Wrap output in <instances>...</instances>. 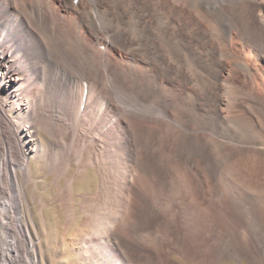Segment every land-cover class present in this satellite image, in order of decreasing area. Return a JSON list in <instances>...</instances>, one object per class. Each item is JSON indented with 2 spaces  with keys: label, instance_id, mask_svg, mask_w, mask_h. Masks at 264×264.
Returning a JSON list of instances; mask_svg holds the SVG:
<instances>
[{
  "label": "bare ground",
  "instance_id": "1",
  "mask_svg": "<svg viewBox=\"0 0 264 264\" xmlns=\"http://www.w3.org/2000/svg\"><path fill=\"white\" fill-rule=\"evenodd\" d=\"M182 97L183 115L193 106L236 129L216 145L236 211L209 224L217 253L256 256L246 225L264 260V172L243 161L264 147V0H0V264H43L34 208L46 177L67 197L63 246L77 264H154L173 208L169 246L183 253L180 232L203 219L180 163L201 179L228 172L202 118L173 113ZM92 169L98 191L77 192Z\"/></svg>",
  "mask_w": 264,
  "mask_h": 264
},
{
  "label": "rangeland",
  "instance_id": "2",
  "mask_svg": "<svg viewBox=\"0 0 264 264\" xmlns=\"http://www.w3.org/2000/svg\"><path fill=\"white\" fill-rule=\"evenodd\" d=\"M195 87L196 86L191 85L186 90V93H189L191 91L193 92L195 90ZM186 98L188 99L187 96ZM186 98L182 97L180 101L178 100L176 102V104L174 105L175 109L173 113L174 114L176 113L179 119L186 117H189L190 118L189 120L191 121L194 117L196 119H201L202 113L199 112V110L197 109H193L194 108L193 106H191L190 108V112L191 111L193 112V114L191 112L192 117L188 115L187 116L183 115L185 110V107L183 106V102L186 100ZM178 103H180L181 105ZM179 107H181L180 110ZM206 120L207 117L203 116L201 120H199L198 122L194 121V123L196 125L198 124L200 125L202 122V127H204L206 130V131L204 130L206 132V135H204L205 140H207L205 142V145L209 149L210 154L213 155L212 157L214 158L213 161L218 162L219 166L221 165V167L224 165L223 169H226L228 172L227 175L229 174L230 175L227 176L226 174H224L223 176L217 177L216 180L213 177H211V175H209V173L207 172L202 177L203 179H201L193 172V170L191 169V167L188 165L187 162L180 163L179 172L182 176V180L184 183L183 187L185 194L187 196V199L190 200V203L194 207L196 206L195 209L198 210L197 214L201 217V219H203L202 222L203 224L197 223L196 225L197 222L196 220H198L197 218H193L192 220L189 221V224L185 226L186 228H184L183 231L180 232L181 245L184 248V252L176 253L175 250L173 251V249L170 248L169 243L171 242L173 236L177 233L176 228L178 227L179 219L176 213V209L174 208H173L174 210L171 209L169 211V220H170L171 228H175V229L172 231L173 233L170 231L163 235V237L165 236V238H163L165 239L163 243L161 242L155 243L151 247L154 253L156 254V259L154 264H240L238 260L232 257L220 256L217 253L216 238L213 236L212 228L209 225L212 221L217 220V218L220 220L231 219L236 222L235 204L232 198L234 191L230 179L232 176L231 175L232 168L228 161H226L225 159H219L220 155L218 156V154H221L223 152L221 146H219L220 149L218 146L216 147V145L218 144L221 145V143H223L224 141L226 143H231L233 133L235 132L236 129H234V126L230 122H226L224 125L220 127V129L218 128L215 129L216 127L211 124H207L209 120L207 121ZM210 127L213 129H211ZM217 131L218 134L216 133ZM210 133L212 135H210ZM225 136L227 138H225ZM245 157L244 158L247 160L243 158V161L244 162L246 161L248 163L249 168L253 172V174H259L264 172V147H260V149L254 151V153L252 151L250 154H248ZM215 158L217 161H215ZM218 160L220 161L222 160V161L220 162ZM50 180L51 179H49L48 177H46L45 180L44 179L40 180V183L37 186V190H36V194L39 199V202L35 205L34 208V215L37 218L38 224L40 226L39 233H41L40 237L42 240L41 250H43L42 252L44 253L43 264H69V263L77 264L75 259H73V257L69 255L68 251L63 246V237L65 236L64 234L65 232L63 229V224L65 223V220L63 219V212H64L63 208L65 205L63 204H65L64 199H66L67 197H65V195L62 192H60L57 186H55L53 183L51 184ZM148 180L145 184V189L150 190L149 192L151 194L156 193L157 188L155 186V183ZM78 181L79 184L77 183L78 185L76 186L77 192L82 194L83 192L86 193L85 191H89V190L98 191L97 190V188H99V185L97 184L98 177L93 169L91 171H87L86 173H84V175L83 174L80 175ZM206 191L209 194L205 193ZM76 198H80V196L77 195ZM259 211L261 212V216L264 219V202L260 204ZM43 215L45 217V220ZM45 224H47V228H44ZM189 226L191 228H187ZM247 230H248L247 226L242 225L241 227V231H243L241 232L243 236L242 238L245 243L247 242L246 244L250 246L249 247L250 250L252 249L251 251L254 252L256 256H252V255L247 256L243 259V262L244 264H264V260H262L261 257L259 256L260 252L257 251L256 245L254 244L252 234L249 232V230L248 231ZM4 239H6L5 234L0 232V247L2 246ZM63 260L65 262H63Z\"/></svg>",
  "mask_w": 264,
  "mask_h": 264
}]
</instances>
